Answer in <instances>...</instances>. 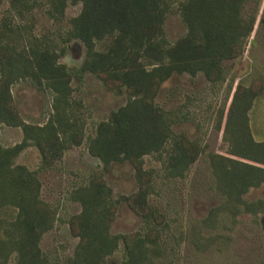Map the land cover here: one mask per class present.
Wrapping results in <instances>:
<instances>
[{
  "label": "trees",
  "instance_id": "trees-1",
  "mask_svg": "<svg viewBox=\"0 0 264 264\" xmlns=\"http://www.w3.org/2000/svg\"><path fill=\"white\" fill-rule=\"evenodd\" d=\"M254 0H45L44 10L60 23L68 5H77L67 27H58L61 42L77 40L84 48L79 67L59 61L63 48L49 35L37 34L32 14L36 0H9L0 21V126L20 127L21 142L0 143V264H108L121 253V264H156L163 255L161 235L168 226L164 213L149 202L152 172L143 167L146 155L161 159L165 176H183L201 149L184 135L174 134L168 111L155 102L158 87L173 74H202L216 83L224 79L223 63L242 54L254 30L258 12ZM264 11V10H263ZM175 12L185 32L174 40L165 33V20ZM264 25V15L259 18ZM85 72L106 86L124 89L126 102L98 121L86 148L103 170L128 161L137 189L119 200L139 216L143 229L111 232L118 199L102 172L70 191L80 210L68 218L77 242L61 260L45 252L41 240L54 227L56 209L41 196V181L16 158L30 144L37 147L44 166L59 160L72 144L84 139V124L73 109L72 80ZM20 80H30L52 94L51 112L42 124L25 122L11 93ZM263 84L254 79L238 83L224 118L228 154L209 159L219 202L198 224L191 226L193 245L207 248L219 236L204 235L239 214L264 211V199L247 202L243 195L264 185V142L254 140L248 111ZM223 112L221 113V119Z\"/></svg>",
  "mask_w": 264,
  "mask_h": 264
},
{
  "label": "rangeland",
  "instance_id": "rangeland-1",
  "mask_svg": "<svg viewBox=\"0 0 264 264\" xmlns=\"http://www.w3.org/2000/svg\"><path fill=\"white\" fill-rule=\"evenodd\" d=\"M44 3L45 0H36L32 14H24V19L34 22L35 33L49 35L63 48L59 57L61 63L70 68L79 67L84 59L83 46L75 39L63 43L57 34L58 27H67L79 6L68 5L64 18L58 23L47 17ZM250 6L256 7L259 20L264 15V0H254ZM8 7L9 0H0V21ZM258 20L242 54L224 61L223 80L213 83L202 74L195 77L173 74L156 90L155 102L170 114L174 134L186 136L201 149L183 176H165L163 163L155 155L143 158V167L152 172L153 190L149 202L164 213L168 224L160 242L164 254L157 257L156 264H264V211L244 212L236 221L205 227L204 235L219 236L207 248H196L189 235L191 226L198 224L220 199L209 159L212 154H228L230 141L223 132L224 118L238 83L248 85L257 79L263 84L248 111V126L254 140L264 142V25ZM184 32L185 25L179 15L169 13L165 20L168 39L174 40ZM11 93L25 122L42 124L47 120L52 109L51 92L39 89L30 80H20L12 85ZM72 99L73 109L84 124L82 143L72 144L49 166L43 165L37 147L32 144L16 158V163L36 174L41 181L42 198L56 209L54 227L43 235L40 246L61 260L72 253L77 242L67 221L80 210V205L70 198V191L85 183L92 173L102 172L113 198L118 199L111 232H132L144 226L126 202L119 200L137 189L132 165L128 161L114 162L103 170L100 161L86 148V137L93 134L95 124L126 102L125 90L108 87L85 72L81 81L76 77L72 80ZM23 136L20 127L0 126L3 146L19 143ZM242 197L247 202L264 199V185L250 188ZM108 264H121V253L111 256Z\"/></svg>",
  "mask_w": 264,
  "mask_h": 264
}]
</instances>
